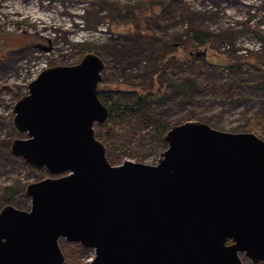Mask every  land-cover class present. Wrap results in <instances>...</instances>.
<instances>
[{
  "label": "water",
  "instance_id": "water-1",
  "mask_svg": "<svg viewBox=\"0 0 264 264\" xmlns=\"http://www.w3.org/2000/svg\"><path fill=\"white\" fill-rule=\"evenodd\" d=\"M104 66L87 52L47 67L15 102L10 152L48 176L25 186L28 209H0V264H63L60 239L93 249L89 264L264 261V139L187 120L155 164L113 165L95 135Z\"/></svg>",
  "mask_w": 264,
  "mask_h": 264
},
{
  "label": "rangeland",
  "instance_id": "rangeland-1",
  "mask_svg": "<svg viewBox=\"0 0 264 264\" xmlns=\"http://www.w3.org/2000/svg\"><path fill=\"white\" fill-rule=\"evenodd\" d=\"M190 30L212 39L196 46ZM83 51L98 54L109 66L101 83L123 85L133 94L168 92L167 67L173 61L180 65L179 75L202 77L191 92L201 101L171 93L164 104H149L114 123L108 140L98 135L113 165L157 162L149 138L154 126L138 121L141 113L166 129L199 120L229 132H246V120L264 116V0H0V209L7 204L28 209L25 186L48 176L10 152V142L25 137L13 125L15 102L43 69L76 64ZM227 58L249 64L229 75L219 66ZM72 250L63 251V264H89L94 257L93 249L81 245Z\"/></svg>",
  "mask_w": 264,
  "mask_h": 264
},
{
  "label": "trees",
  "instance_id": "trees-1",
  "mask_svg": "<svg viewBox=\"0 0 264 264\" xmlns=\"http://www.w3.org/2000/svg\"><path fill=\"white\" fill-rule=\"evenodd\" d=\"M188 38H190V40L196 46H202V45L206 46L207 44H209L210 40L212 39L209 33H204L197 30H190L188 34ZM83 54H85L84 51ZM187 55L191 56L189 52L187 53ZM171 56L173 59L176 57L175 54ZM222 64L223 65H219V66H221L224 70H227L229 75H234L236 71L246 68L245 65L249 63L233 62L227 58V61ZM170 65H172L173 67L171 66L167 67L169 80L165 83V86L170 88V90L168 92L163 91L165 93L162 94L160 93L156 95L153 94V92H146V93L139 92L133 94L134 91L130 89L131 92H129L128 91L129 89L127 87L126 88L128 90H125L126 88L123 87V85L121 87V85H117V84L105 85L101 83L98 87V96L99 99L102 101V103L109 110L110 118L105 124L96 125L95 127L96 137L99 135L104 137V139L108 140V138L110 137V130L112 129V125L114 123L118 124L126 116H133L142 112V110L149 104H164L166 97L169 96L171 93L181 94L182 98L187 101H192V102L201 101V99L198 100L191 94L197 82H199L202 79V77L200 76L201 74L199 73V76L197 77L195 76L192 77L193 75H186V74L179 75L177 73L178 70L177 68L180 67V65H178L176 61H173V63H171ZM108 68L109 66L106 64L104 66V69H108ZM126 93L132 96L129 99L122 97ZM212 98L214 99V96ZM138 121L142 123H149L154 126V131L149 135V138L152 144L156 146L159 154L167 147V144L164 141L163 136L168 129H166L163 125L159 124L157 121L151 119L150 117H148L146 114L143 113H141L140 117L138 118ZM246 127L249 132H253L262 139H264V116L257 114L254 117L246 120ZM109 146L111 147L114 146V148L117 150L126 147L123 144H119V145L109 144ZM44 175H46V171H44ZM12 195L13 192L11 190L8 191V193L6 194V196H8L9 201L12 200V198H9ZM59 245L62 251H66V252L71 251L72 249L73 250L76 249L77 251L78 249H80V245L77 243L64 242L61 244L59 242Z\"/></svg>",
  "mask_w": 264,
  "mask_h": 264
}]
</instances>
